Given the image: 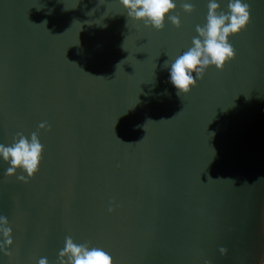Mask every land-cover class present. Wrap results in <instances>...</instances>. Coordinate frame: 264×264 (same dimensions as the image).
<instances>
[{"label": "water", "instance_id": "obj_1", "mask_svg": "<svg viewBox=\"0 0 264 264\" xmlns=\"http://www.w3.org/2000/svg\"><path fill=\"white\" fill-rule=\"evenodd\" d=\"M245 2L235 59L181 97L170 65L209 0H174L181 25L162 31L119 0H0V144L38 131L44 147L27 184L0 158V264H58L67 236L113 264L264 262V0Z\"/></svg>", "mask_w": 264, "mask_h": 264}, {"label": "clouds", "instance_id": "obj_2", "mask_svg": "<svg viewBox=\"0 0 264 264\" xmlns=\"http://www.w3.org/2000/svg\"><path fill=\"white\" fill-rule=\"evenodd\" d=\"M119 3L129 20L143 23L146 28L162 31L166 19L176 28L181 25L179 16L171 14L176 10L174 0H119ZM181 7L187 14L195 10L193 4L188 2ZM206 21L204 26H196L197 36L192 39V47L170 65V83L177 90L178 96L190 94L210 67L223 71L226 64L235 59V49L229 38L247 30L251 23V7L245 0H228L225 12L220 10L217 0H209ZM167 65L168 61H165V67ZM39 129L50 130L45 122L39 124ZM43 151L38 131L32 132L30 139L23 133H17L11 145L0 144V158L10 165L6 175L16 176L19 170L22 174L17 179L27 184L39 171ZM108 211L112 212L113 209L109 207ZM0 234L3 237L0 252L11 257L13 254L8 249L13 245L12 228L5 216H0ZM219 251L226 254L227 250L221 247ZM38 264H48V260L42 257ZM58 264H113V258L102 248L90 247L87 243L77 244L71 236H67L59 252Z\"/></svg>", "mask_w": 264, "mask_h": 264}]
</instances>
